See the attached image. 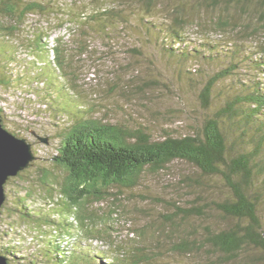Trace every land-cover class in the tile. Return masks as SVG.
Here are the masks:
<instances>
[{
	"label": "trees",
	"instance_id": "trees-1",
	"mask_svg": "<svg viewBox=\"0 0 264 264\" xmlns=\"http://www.w3.org/2000/svg\"><path fill=\"white\" fill-rule=\"evenodd\" d=\"M159 2L140 0V6L149 14L161 10ZM170 3L166 11L170 23L159 30L163 37L161 47L183 71L202 77L195 79L201 87L198 100L205 114L201 127L192 133L175 135L166 129L159 139H152L144 128L130 132L120 124L78 115H73L70 122L65 114H53L44 100L36 107L37 96L47 88L43 78H59L67 72L71 77L64 49L58 41L55 47H50L44 41L45 32L35 28L34 38L25 50L34 58L27 61L17 58L16 52L21 47L9 45L8 40L26 27L28 16H49L55 11L38 0H0V84L10 89L14 78L25 84L18 95L23 99L22 105L32 107L35 121L51 122L60 138L50 162L64 176L59 183L51 172H45L40 187L59 184L55 194H60L57 196L64 200L66 208L61 220L28 210L26 200L35 194L27 185L22 186L26 198L16 197L11 208L24 222L54 229L55 235L43 246L46 264H149L152 258L141 250L128 253L129 262L127 256L117 254L107 263L104 252L95 250L91 256L89 250L78 248L76 240L71 242L69 236L79 233L86 242L95 239L106 243L105 240L113 239L107 233V238L104 237L105 232L98 229L97 222L107 227L106 222L116 221L120 207L114 191H133L140 187L145 172L159 173L174 162H185L195 168L200 180L218 178L227 193L222 200L209 204L194 201L196 204L182 207L173 203L165 218L171 230L160 236L164 238L157 240V245L162 247L166 243L171 252L192 257L193 264H264V0ZM203 12L206 21L200 17ZM205 26L210 30L206 34ZM185 27L201 31L196 32L194 39L186 38ZM211 32L237 39L211 40ZM245 40L255 43L254 51L241 42ZM14 65L17 67L12 68ZM24 75L28 77L27 83L22 80ZM229 79L235 80V92L213 110L214 89ZM0 114L3 117L1 108ZM46 191L47 199L51 198L49 204L54 205L52 189ZM109 199H112L109 207L86 213L88 201L101 204ZM214 208L232 224L202 225ZM193 218L200 222L192 223L187 230L185 225ZM76 239L81 240L78 235ZM0 254L7 258L8 264H40L36 257L18 255L14 245L0 242Z\"/></svg>",
	"mask_w": 264,
	"mask_h": 264
},
{
	"label": "rangeland",
	"instance_id": "rangeland-1",
	"mask_svg": "<svg viewBox=\"0 0 264 264\" xmlns=\"http://www.w3.org/2000/svg\"><path fill=\"white\" fill-rule=\"evenodd\" d=\"M38 1L49 5L55 12L49 16H28L26 27L12 36L8 44L21 47L16 52L17 58L33 61L34 57L25 51L26 45L33 40L35 28L43 30L47 35L44 41L50 47H55L57 41L63 47L68 70L72 74L71 77L67 72L59 78H43L46 79L47 88L37 96L36 107L39 108L38 103L44 100L53 114H65L70 122L73 115H78L120 124L130 132L144 128L152 139H159L163 135L162 130L166 129L181 135L201 127L205 110L198 100L201 87L195 78L202 77L183 71V67L164 53L161 47L163 37L159 30L170 23L166 11L173 0H159L161 10L149 14L140 6V0ZM158 6L157 9L160 4ZM203 13L200 17L203 16L202 20L206 21V12ZM208 27L203 28V33L210 31ZM183 30L186 38L191 39L195 38L197 31H201L196 27H185ZM209 34L211 40L237 39L235 36L221 37L213 32ZM241 42L254 51L255 43L252 40ZM16 67L14 65L12 68ZM23 78L27 83L28 77L24 75ZM234 81L229 79L216 86L213 110L235 92ZM19 83V80L12 79L10 89L0 84L2 125L26 139L32 145L36 159L19 178L13 177L6 184L7 199L0 216V242L14 245L18 255L36 257L40 264H46L43 246L55 235L54 229L24 222L11 208H14L13 200L16 197L26 198L22 186L27 185L35 194L26 200L28 210L41 212L51 220H61L66 208L64 200L57 196L60 194H55L59 184L50 182L52 185L44 187L49 191L52 189L54 205L49 204L51 198L47 199L49 193L46 189L40 187L45 172H51L53 179L57 178L59 183L64 176L63 172L54 170L50 162L51 156L56 154L60 138L51 122L42 119L35 121L32 107L22 105L23 99L18 95L24 91L25 84ZM31 131L47 138L48 143L38 141ZM199 177V172L185 162H174L159 173L145 172L140 187L133 191H114L118 194L120 207L116 221L106 222L107 227L105 223L97 222L98 229L105 232L104 237L107 238V233L113 239L101 243L95 239L86 242L85 236L80 237L79 233L68 236L71 242L76 240L78 248L89 250L91 256L95 250L104 252L107 263H111L117 254L127 256L129 262L128 253L141 250L148 252L146 254L152 258L149 264H193L192 257L171 252L166 243L160 247L157 240H163L164 237L160 236H165L171 230L165 218L173 209V203L187 207L194 201L209 204L212 200L224 198L227 192L218 178L204 177L200 180ZM28 180L29 184L26 183ZM111 203L112 199L101 204L88 201L86 213H96L98 208L104 210ZM205 218L206 223L201 222L202 225L222 227L232 224L231 220L221 218L216 208L210 210ZM69 219L74 223L73 218ZM199 222L194 218L189 219L185 226L188 230L189 225ZM100 224L104 227H100ZM77 235L81 239L78 242Z\"/></svg>",
	"mask_w": 264,
	"mask_h": 264
},
{
	"label": "water",
	"instance_id": "water-1",
	"mask_svg": "<svg viewBox=\"0 0 264 264\" xmlns=\"http://www.w3.org/2000/svg\"><path fill=\"white\" fill-rule=\"evenodd\" d=\"M31 134L42 143H48L47 138ZM36 159L32 145L24 138L15 136L2 125L0 115V211L7 199L4 186L9 179L26 170ZM0 264H8L7 258L0 254Z\"/></svg>",
	"mask_w": 264,
	"mask_h": 264
}]
</instances>
